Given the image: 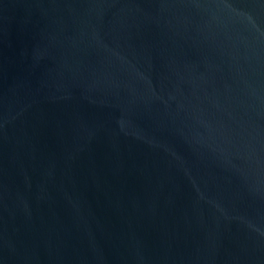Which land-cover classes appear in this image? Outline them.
Segmentation results:
<instances>
[{
    "label": "water",
    "instance_id": "obj_1",
    "mask_svg": "<svg viewBox=\"0 0 264 264\" xmlns=\"http://www.w3.org/2000/svg\"><path fill=\"white\" fill-rule=\"evenodd\" d=\"M0 264H264V0H0Z\"/></svg>",
    "mask_w": 264,
    "mask_h": 264
}]
</instances>
